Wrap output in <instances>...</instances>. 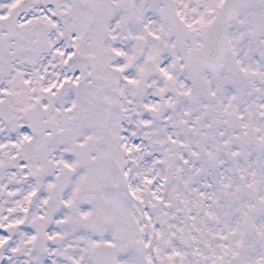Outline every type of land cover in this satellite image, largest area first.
Listing matches in <instances>:
<instances>
[{
    "label": "snow or ice",
    "instance_id": "6c2138e0",
    "mask_svg": "<svg viewBox=\"0 0 264 264\" xmlns=\"http://www.w3.org/2000/svg\"><path fill=\"white\" fill-rule=\"evenodd\" d=\"M0 264H264V0H0Z\"/></svg>",
    "mask_w": 264,
    "mask_h": 264
}]
</instances>
